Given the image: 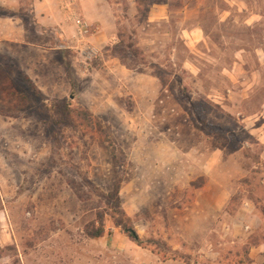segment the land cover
Instances as JSON below:
<instances>
[{"label": "rangeland", "instance_id": "obj_1", "mask_svg": "<svg viewBox=\"0 0 264 264\" xmlns=\"http://www.w3.org/2000/svg\"><path fill=\"white\" fill-rule=\"evenodd\" d=\"M68 1H51L53 29L37 0H0L50 51L0 53V264H254L264 0H86L114 32L93 58Z\"/></svg>", "mask_w": 264, "mask_h": 264}, {"label": "crops", "instance_id": "obj_2", "mask_svg": "<svg viewBox=\"0 0 264 264\" xmlns=\"http://www.w3.org/2000/svg\"><path fill=\"white\" fill-rule=\"evenodd\" d=\"M51 1L52 0H37L34 12L37 15V17L39 18L38 23L40 26L54 29V28L58 27V25H59L58 18H61V16L58 15V17H57L52 12H49V9L51 6ZM74 4L75 5L77 4V0H75L74 3L72 1H68L66 3V8L71 9V7ZM103 4H105V3H102L100 1L96 2V9L102 10V8H105L103 6ZM79 6H80V9L82 11V14L79 15V17H81L89 25H91L95 28L103 29V31L99 34L100 36L98 35L99 37L93 36V38H91V43L97 49L103 47L105 45V43L110 40V38H111L110 36L114 34V32L112 31L113 27L106 28V23H107L108 17H106V15L101 14V13L99 15L98 12L96 14L92 13V9H91L92 6L86 0H81ZM113 22L114 21H112V23ZM196 33L198 34L199 31L198 32L196 31ZM27 41H28V38H27V34H26L25 30L23 28H21L18 24L15 25L13 21L0 20V53L1 54H2V51L6 52L7 48L13 49V47H15V50H16V47H21V48L27 49L28 52L30 53V55H32L36 50L39 51L42 54V56H44L47 53H50L49 50H44L41 48H35L33 46H30L27 43ZM28 46H30V47L28 48ZM52 50H55V49H52ZM9 54L7 53V56ZM37 67H39V65L35 66V68H37ZM35 68L32 69V71L34 73H36ZM28 75L32 80H37V79H34L33 77H31L30 73ZM258 84H260V83H258ZM263 109H264V107H263ZM261 132H262V135L260 137V142L264 146V127H262V126H261ZM263 159H264V155H263ZM249 205L250 204H247L246 206L248 207ZM245 211H247V209ZM248 211H249V214H250V212H252V211H250V209H248ZM240 214L242 215L243 213H240ZM246 218H247V216H246ZM248 218L250 219L251 217H248ZM236 223L241 224V222H239V221H237ZM253 228L254 227L251 225L246 226V230L248 231V233H250L251 230L253 233L258 230V228H257L253 231ZM253 233H251V234H253ZM253 249H255V251L258 252V253H250L251 258H254L253 259L254 264H264V253H262L264 251V244L261 243L259 246L254 247Z\"/></svg>", "mask_w": 264, "mask_h": 264}, {"label": "trees", "instance_id": "obj_3", "mask_svg": "<svg viewBox=\"0 0 264 264\" xmlns=\"http://www.w3.org/2000/svg\"><path fill=\"white\" fill-rule=\"evenodd\" d=\"M79 115L81 117L85 118L86 120L90 119V114H88L86 112H82ZM120 189H121V185L119 184L117 186V190H116V195L117 196H119ZM120 225H122V224L120 223ZM125 228H127V227H125ZM105 233H106V216L104 214L100 213L98 215V222L97 223L96 222L93 223L92 225H90L87 228V234L91 238L98 239V238H101ZM126 234L131 239V241H133L134 243L138 244L139 246L143 245V242H142L141 238L139 237V235L137 234L136 231H134L132 229H126Z\"/></svg>", "mask_w": 264, "mask_h": 264}, {"label": "built area", "instance_id": "obj_4", "mask_svg": "<svg viewBox=\"0 0 264 264\" xmlns=\"http://www.w3.org/2000/svg\"><path fill=\"white\" fill-rule=\"evenodd\" d=\"M74 18L80 47L84 52H88V58H93L99 53L98 49L91 43V38L94 36L95 29L93 26L86 23L81 17L74 16Z\"/></svg>", "mask_w": 264, "mask_h": 264}]
</instances>
